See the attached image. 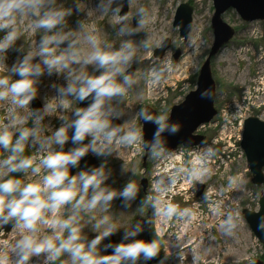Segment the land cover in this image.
Returning a JSON list of instances; mask_svg holds the SVG:
<instances>
[{"label": "clouds", "instance_id": "clouds-1", "mask_svg": "<svg viewBox=\"0 0 264 264\" xmlns=\"http://www.w3.org/2000/svg\"><path fill=\"white\" fill-rule=\"evenodd\" d=\"M125 2L96 0L95 5L101 15L116 19V34L124 38L117 48L102 41L94 25L85 24L87 13L80 4L86 0H72L74 8L64 7L61 0H0V104L5 106L0 150L6 154L0 158V232L11 225L19 233L14 242L0 240V264H148L157 257V264H166L173 256L177 264H183L186 259L180 245L173 252L172 246L162 250L159 239L137 238L150 220H137L122 229L119 242L108 239L121 232L110 214L117 199L122 211L132 209L139 200L138 207L151 209L164 222L191 224L199 215L195 209L200 202L181 207L165 196L181 180L202 183L212 174L211 163L217 155L211 145L193 150L189 159L174 154L164 134L175 135L180 126L170 120L167 109L155 114L141 106L129 115L126 101L140 78L130 69L139 61L141 48L151 51L148 38L135 37L149 23L150 13L140 7L133 24L122 11ZM74 11L85 14L75 28L68 19ZM23 31L40 33L27 51L17 44ZM185 41L183 60L194 66L206 40L189 30ZM10 50L16 53L11 65L7 63ZM172 55L167 49L164 57L156 58L158 63L144 69L150 85L162 84L165 74L173 71ZM53 75L57 80L48 87L54 94L44 95L40 106L33 107L32 102L40 98L42 77ZM201 95L214 98L211 89ZM139 121L155 125L151 139H145ZM128 146H137L155 160L180 161L153 180L156 195L140 196L132 174L121 187L113 186L110 158L120 160L121 149ZM90 154L100 162L85 161L82 167V159ZM120 174H126L123 163ZM24 176L35 179L25 182ZM243 183L239 174L230 175L226 183L210 186L204 193L203 202L220 217L218 226L225 236L233 235L240 223L238 197L230 194ZM98 210L104 214L97 217ZM86 213L96 233L91 238L81 222ZM257 228L264 231V215ZM210 264H216V258Z\"/></svg>", "mask_w": 264, "mask_h": 264}, {"label": "rangeland", "instance_id": "rangeland-1", "mask_svg": "<svg viewBox=\"0 0 264 264\" xmlns=\"http://www.w3.org/2000/svg\"><path fill=\"white\" fill-rule=\"evenodd\" d=\"M61 2L64 7L74 8L72 0H61ZM125 3L127 4L128 18L133 24L136 23L133 21V17L140 7H145L150 13L149 23L135 37L137 40L148 38L151 42V51L149 54L141 48L137 53L139 61L132 65L134 73L140 78L136 90L126 101V104L130 106L129 115H132L133 110L141 106L152 108L156 114L167 109L169 114L172 106L180 104L185 96L196 88L198 71L209 55L213 43L211 18L214 10L212 0H126ZM183 3L189 4L193 9L191 32L200 33L206 40L194 66L184 62L183 56L187 52L186 41L180 38L178 28L173 27L176 10ZM95 5L96 0H86V3L80 4L84 12L87 13L85 24L94 25L99 30L102 41H110L114 47L118 48L124 38L116 34L118 28L116 19L110 14L101 15L95 9ZM83 18H85L84 13L74 11L73 15L68 18L70 26L77 27L76 21ZM221 18L235 31V35L217 56L211 57L210 68L216 87L214 108L217 115L209 124L198 129L197 134L206 137V143L203 146L215 147L214 144L217 143L218 148L215 147V149L222 156L223 166L219 168L218 164H213L212 174L202 183L197 181L188 184L182 180L183 192L180 193V196L173 198L172 202L178 203L181 207L193 206L200 202V207L195 209L199 215L191 224L185 225L183 222L175 220L164 222L157 218L153 212L150 226L146 224L145 231L137 238L146 240V234L149 232L150 239L161 240L162 250H167L172 246L173 252H175L176 245L182 246L186 255L183 264H210L213 258H216V264H251L252 261H261L264 264V243H260L256 239L242 214L244 210L258 211L259 200L264 193V184L256 186L252 183V175L240 148V140L237 139L239 134L236 132L238 120L243 121L249 117H256L264 122V20L245 23L232 10L224 13ZM39 35V32L33 34L30 31H23L17 44L22 43L26 51L30 50L33 41L38 39ZM166 39L170 41L169 49L173 52V71L165 74L166 79L162 84L152 86L144 78L143 71L150 64L159 62L154 58L153 52ZM84 46L87 47V45ZM176 51L179 54L175 60ZM15 57L16 53L10 50L7 63L11 65ZM53 80H57L55 75L51 80H48V76L42 77L40 98L36 99L39 104H41L44 95L54 94V90L48 87ZM57 82L63 83L62 80ZM237 105L240 107L237 108ZM76 106L74 102L73 107ZM4 115L5 106L0 104V117ZM52 123L58 126V121L55 119L52 120ZM138 124L142 127L141 121ZM234 138L236 139L234 140ZM68 146L70 144L66 148ZM203 146L179 147L173 153L183 154V159H187L188 154ZM222 152H224L223 155ZM121 154L123 155L120 160L110 158L109 161L115 180L113 186L121 187L132 174L140 187V196L156 195L153 190V180L157 178L158 174L162 175L160 169L165 163L171 161L155 160L150 155L145 156L144 151L137 146L123 148ZM4 155H6L4 152L0 154V158H3ZM95 159L98 163L100 162L99 159ZM122 163L126 173L124 175L120 174ZM235 174H239L244 180L242 187L230 194L238 197L237 204L241 220L237 229L234 230V234L225 236L218 226L220 217L210 212L209 207L203 202V196L210 186L218 187L226 183L228 176ZM144 177L150 181L149 189L146 192H143L140 185L145 180ZM30 179H35V177H22L25 182ZM195 184L205 185L204 192L199 197L196 194ZM138 202L139 200L134 202L132 209L127 211L120 209L119 199L113 202L110 214L114 222L121 228V232L113 235L115 242H119L121 239L122 229L131 227L137 220H148V208L138 207ZM103 214L99 210L96 212L97 217ZM88 216L87 213L83 214L81 222L86 225L84 231L91 238L96 233L91 230ZM41 229L42 231L46 230L43 225H41ZM18 234L15 229L2 232L0 240L8 239V236L17 237ZM101 254L103 255V253ZM160 255L163 256V252ZM157 258L159 259V257ZM33 260L35 261V258ZM56 264L59 262L57 261ZM166 264H177V258L171 257Z\"/></svg>", "mask_w": 264, "mask_h": 264}, {"label": "water", "instance_id": "water-1", "mask_svg": "<svg viewBox=\"0 0 264 264\" xmlns=\"http://www.w3.org/2000/svg\"><path fill=\"white\" fill-rule=\"evenodd\" d=\"M213 16L211 18V29L213 32V43L207 59L200 67L197 75L196 88L189 92L184 100L177 105H174L169 113V118L172 122L180 126V131L175 135H165L167 147L173 152L182 147H196L203 144L204 137L197 135L196 132L201 127L209 124L217 114L214 108V98L202 96L201 93L206 89H211L215 97V82L212 77L210 63L211 57H215L218 53L226 47L230 40L234 37V30L222 21V15L229 10L234 11L241 21L245 23H252L264 20V0H212ZM127 13V4L125 3L122 10ZM192 7L183 3L179 5L174 17L173 27L179 30V36L185 40L186 32H189L192 26ZM135 20V16L133 17ZM163 47L154 50V58L163 57L166 50L169 48L170 41L166 39ZM179 52L176 51L174 59L176 60ZM134 72V69H130ZM33 107H39L40 104L36 99L32 102ZM149 108L153 113L156 112ZM117 123H119L117 121ZM142 123V130L145 139H151L152 133L155 131V125L152 123ZM242 139L240 147L245 155L248 170L252 175V183L256 186L264 184V122L256 117H249L243 122ZM2 150H0V154ZM145 153V152H144ZM147 154H145L146 156ZM85 161L91 165H97L98 162L91 155L84 157L81 161V166H85ZM73 172L75 169L72 170ZM18 175V174H17ZM22 179V177H21ZM142 190L146 189V182H141ZM202 185H197V196L202 192ZM259 209L257 212H250L244 210L242 212L246 223L250 230L260 243H264V231L257 228L259 217L264 215V193L259 200ZM11 225L5 226V231H11ZM1 233V232H0ZM108 239L114 241V236ZM107 242V240H106ZM110 251V250H109ZM158 258L148 262V264H155ZM252 264V263H251ZM255 264H262L257 261Z\"/></svg>", "mask_w": 264, "mask_h": 264}, {"label": "flooded vegetation", "instance_id": "flooded-vegetation-1", "mask_svg": "<svg viewBox=\"0 0 264 264\" xmlns=\"http://www.w3.org/2000/svg\"><path fill=\"white\" fill-rule=\"evenodd\" d=\"M169 47H170V44H169ZM169 49V48H168ZM167 51V50H166ZM166 53V52H165ZM165 55V54H164ZM217 56V55H216ZM164 57V56H163ZM216 88V87H215ZM173 107V106H172ZM171 107V108H172ZM171 110V109H170ZM156 112V111H155ZM170 113V112H169ZM217 115V114H216ZM216 117V116H215ZM214 117V118H215ZM197 134V133H196ZM197 135H199V134H197ZM200 136H203V135H200ZM204 137V140H203V144H201V145H199V146H203L205 143H206V137L205 136H203ZM179 147H182V146H179ZM178 147V148H179ZM187 148H189V147H187ZM178 150V149H177ZM2 153H3V151H2ZM1 153V154H2ZM190 158V154H188V157H187V159H189ZM215 161V160H214ZM212 163H214V162H212ZM213 166H211V168H212ZM162 175H166V173H165V171H163L162 170ZM146 175V174H145ZM145 178V182H146V189L145 190H143V192H146L148 189H149V186H150V181H149V179L147 178V177H144ZM141 185V184H140ZM202 185V184H201ZM142 187V186H141ZM195 188H196V190H197V184H195ZM202 192H201V194L204 192V189H205V185H202ZM200 194V195H201ZM199 195V196H200ZM199 196H197V197H199ZM148 211H149V215H148V220H150V219H152V213H153V211L151 210V209H148ZM148 226H150V223L148 224ZM148 228V227H147ZM155 239V238H154ZM146 240H150V237H149V232H147V234H146ZM259 262H261V261H259ZM157 263V262H156ZM155 263V264H156ZM262 263V262H261Z\"/></svg>", "mask_w": 264, "mask_h": 264}, {"label": "built area", "instance_id": "built-area-1", "mask_svg": "<svg viewBox=\"0 0 264 264\" xmlns=\"http://www.w3.org/2000/svg\"><path fill=\"white\" fill-rule=\"evenodd\" d=\"M237 126H238V128H237V130H236V132H237V134H239L238 135V141L240 140V134H241V127H242V120H238V123H237ZM230 138V137H229ZM236 138H234V140H235Z\"/></svg>", "mask_w": 264, "mask_h": 264}, {"label": "bare ground", "instance_id": "bare-ground-1", "mask_svg": "<svg viewBox=\"0 0 264 264\" xmlns=\"http://www.w3.org/2000/svg\"><path fill=\"white\" fill-rule=\"evenodd\" d=\"M146 60H148V59H146ZM52 79V77H48V80H51ZM121 155H123V154H121ZM171 162L173 161V160H170ZM166 162V161H165ZM213 217V216H212ZM215 217V216H214ZM190 235V234H189ZM191 236H192V234H191ZM9 238H8V240H11V241H13L14 242V240H15V238L16 237H11V236H8ZM225 252V251H224Z\"/></svg>", "mask_w": 264, "mask_h": 264}]
</instances>
